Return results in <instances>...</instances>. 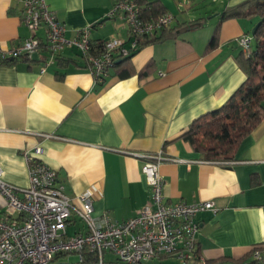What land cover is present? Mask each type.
<instances>
[{"label":"crops","instance_id":"obj_1","mask_svg":"<svg viewBox=\"0 0 264 264\" xmlns=\"http://www.w3.org/2000/svg\"><path fill=\"white\" fill-rule=\"evenodd\" d=\"M159 1L173 20L166 31L203 19L201 27L139 47L129 59L117 60L101 83L74 47L64 48L44 66L42 47L32 57L0 62V166L3 180L17 188L29 185L22 150L43 148L41 159L56 173V183L73 204L96 188L93 215L124 222L150 202V188L141 171L143 154L162 153L159 165L164 202L188 204L212 200L216 212L196 216L198 259L182 263L159 256L149 264H231L250 260L251 250L264 245V119L239 143L229 165L202 160L182 139L198 117L218 109L246 79L239 63L243 53L236 39L251 34L256 16L222 19L226 8L245 0H224L223 8L197 15L192 0ZM65 37L73 40L90 27V39L119 38L129 47L122 14L107 16L114 0H46ZM21 0H0V47L10 48L31 35L21 20ZM216 32V45L208 44ZM36 35L44 41L43 28ZM252 35V34H251ZM244 54V53H243ZM122 73L126 75L122 76ZM16 220L0 194V217ZM70 218L66 233L83 232ZM73 255V254H72ZM55 264H77L71 255ZM104 264H119L110 253Z\"/></svg>","mask_w":264,"mask_h":264},{"label":"built area","instance_id":"obj_2","mask_svg":"<svg viewBox=\"0 0 264 264\" xmlns=\"http://www.w3.org/2000/svg\"><path fill=\"white\" fill-rule=\"evenodd\" d=\"M21 2V20L31 35L10 48L0 47V62L31 58L43 47L49 56L43 63L47 66L64 48L74 47L98 83L105 80L117 60L138 50L140 38L168 28L173 20L170 13L144 19L137 0H114L107 16L123 15L130 34L129 47L114 37L105 41L101 51L94 52L90 46V27L80 29L73 40H68L64 25L46 0ZM40 28L45 32L44 41L36 35ZM253 40L251 34H242L236 39L247 55L252 52ZM22 155L29 170L27 188L6 183L0 166V194L8 209L19 214L16 220L0 217V264H55L56 256L72 254L77 257V264H104L106 253L114 255L119 264H149L159 256H173L182 263L198 259L196 216L203 211L216 212L217 207L212 200L166 204L159 165L168 158L162 153L141 156L144 161L141 171L150 188V202L121 223L111 221L106 215H93L96 188L79 194L80 206L74 205L73 199L56 183L55 171L41 159L43 148L39 144L22 150ZM72 215L83 223L85 230L68 235L66 229ZM252 257L264 263V250H254Z\"/></svg>","mask_w":264,"mask_h":264},{"label":"trees","instance_id":"obj_3","mask_svg":"<svg viewBox=\"0 0 264 264\" xmlns=\"http://www.w3.org/2000/svg\"><path fill=\"white\" fill-rule=\"evenodd\" d=\"M144 19L156 18L166 14V9L159 1L145 2L137 0ZM256 16L260 25L254 37L255 46L252 44V52L239 56V63L246 72V79L235 90L231 97L218 109L195 119L187 131L181 136L187 141L193 151L202 160L224 162L233 159L241 140L247 136L264 119V0H245L232 8H226L221 18L233 16ZM203 19L198 18L180 26L176 31H166L167 28L157 31L152 35L139 39V47L175 37L181 31L201 27ZM217 37L214 32L209 41L208 48L216 45ZM104 42H93L92 51L99 52L104 47ZM26 58L27 57H23ZM129 59L122 58V62ZM29 60V58H28ZM114 64V67L119 66ZM122 76L126 73H122ZM264 250V245H256L251 250ZM61 255L55 257L58 259ZM252 257V255H251ZM206 264H224L216 261H208ZM231 264H264L259 259L236 262Z\"/></svg>","mask_w":264,"mask_h":264},{"label":"rangeland","instance_id":"obj_4","mask_svg":"<svg viewBox=\"0 0 264 264\" xmlns=\"http://www.w3.org/2000/svg\"><path fill=\"white\" fill-rule=\"evenodd\" d=\"M194 3V7L196 8L194 11L197 15L207 16L211 14V11L216 9L223 8L225 1L224 0H192ZM259 20L256 22L258 23ZM255 41L253 40V47L255 46ZM77 257L75 255H71V260L76 261Z\"/></svg>","mask_w":264,"mask_h":264},{"label":"water","instance_id":"obj_5","mask_svg":"<svg viewBox=\"0 0 264 264\" xmlns=\"http://www.w3.org/2000/svg\"><path fill=\"white\" fill-rule=\"evenodd\" d=\"M259 25H260V22H258V23L254 26V28H253L252 31H251V34H252V35H255L256 30H257V28L259 27ZM37 56H38L37 53H33L31 57H32L33 60H37V58H38ZM118 61H119V60H118Z\"/></svg>","mask_w":264,"mask_h":264}]
</instances>
